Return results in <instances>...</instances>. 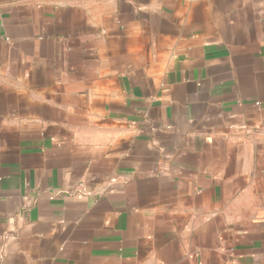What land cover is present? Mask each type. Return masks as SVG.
<instances>
[{"label":"crops","instance_id":"0c3cea01","mask_svg":"<svg viewBox=\"0 0 264 264\" xmlns=\"http://www.w3.org/2000/svg\"><path fill=\"white\" fill-rule=\"evenodd\" d=\"M0 264H264V0H0Z\"/></svg>","mask_w":264,"mask_h":264},{"label":"built area","instance_id":"2783aa9c","mask_svg":"<svg viewBox=\"0 0 264 264\" xmlns=\"http://www.w3.org/2000/svg\"><path fill=\"white\" fill-rule=\"evenodd\" d=\"M116 179H112L111 182H114Z\"/></svg>","mask_w":264,"mask_h":264}]
</instances>
